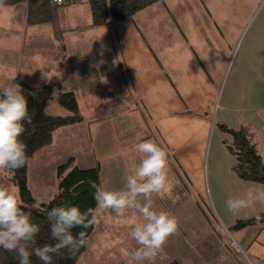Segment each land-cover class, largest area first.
<instances>
[{
	"label": "crops",
	"instance_id": "0c3cea01",
	"mask_svg": "<svg viewBox=\"0 0 264 264\" xmlns=\"http://www.w3.org/2000/svg\"><path fill=\"white\" fill-rule=\"evenodd\" d=\"M206 3L164 0L131 17L91 26L89 5L65 0L63 5H70L64 30L51 22L27 25L25 2L4 5L0 89L20 79L70 91L83 117L55 131L51 146L35 153L28 168L38 159L42 172L49 166L57 174V167L73 158V166L79 167L80 160L85 168L99 165L100 189L127 191V176L144 158L135 149L137 143L152 140L167 152L171 188L153 195V210L175 216L178 229L155 263L264 264V224L234 230L238 245L230 241L229 229L202 212L203 202L194 196H209L229 227L236 219L264 211L259 202L237 214L228 210L229 198H244L250 188L264 190V185L238 177L232 169L235 159L224 144L231 137L218 128V123L239 128V112H245L250 125L264 126V100L251 94L254 84L264 87V33L254 34L246 51L237 54L238 71L223 100V81L240 36L228 46L220 17ZM98 220L92 233L100 223L110 232L125 226L131 232L144 222L134 208L123 217L109 210ZM136 247L133 240L124 251L131 256Z\"/></svg>",
	"mask_w": 264,
	"mask_h": 264
},
{
	"label": "clouds",
	"instance_id": "9594fccd",
	"mask_svg": "<svg viewBox=\"0 0 264 264\" xmlns=\"http://www.w3.org/2000/svg\"><path fill=\"white\" fill-rule=\"evenodd\" d=\"M5 0H0L3 7ZM103 55V52H101ZM101 61L100 63H102ZM50 79V78H49ZM30 119L28 101L21 85L12 83L0 89V168L17 170L27 163L26 145L20 139L25 131L23 121ZM144 158L127 176V191H108L97 188L93 199L95 207L81 210L77 206L52 207L46 213L50 222L54 244L32 247L37 244L40 226L33 223L19 202L18 195L9 187L0 185V248L15 252L19 264H30L35 255L41 264H54L53 258L63 256L64 250L75 255L86 244V232L73 234V229H88L99 222L106 211L123 217L127 209H137L144 219L135 224L129 233L139 246L132 253V264L151 261L162 251L167 239L176 233L178 220L167 211L153 210L152 197L170 191L168 154L156 142L146 140L135 145ZM138 197L144 198L140 203ZM264 203V190L249 189L244 198H229L226 206L233 214Z\"/></svg>",
	"mask_w": 264,
	"mask_h": 264
},
{
	"label": "trees",
	"instance_id": "16d2710c",
	"mask_svg": "<svg viewBox=\"0 0 264 264\" xmlns=\"http://www.w3.org/2000/svg\"><path fill=\"white\" fill-rule=\"evenodd\" d=\"M159 1L164 0H87L91 12V26H101L109 21L131 17ZM22 2L28 6L27 25L52 22L56 6L52 5L50 0H5L4 5H17ZM18 82L25 91L24 96L28 101L30 116V119L23 121L25 131L20 137L27 146V163L17 170L6 169L8 176L0 179V185L10 189L14 185L19 189V202L22 209L30 216L33 223L40 226V232L36 238L37 244L30 246L29 250H31L32 247L55 243L50 234V222L46 219V213L50 208L77 206L83 211L89 207H95L96 201L93 195L101 186V174L99 165L90 168L71 167L73 158H69L57 167V189L54 195L48 201L37 203L27 183L29 160L38 151L51 146L55 131L61 127L79 123L83 117L72 92L50 85L31 86L20 79ZM54 99L67 111V114L57 115L47 112V103ZM218 128L231 137V140L224 141V144L235 159L232 169L238 177L244 181L264 185V155L258 152L250 128L247 125H241L233 129L225 123H218ZM175 170H177L176 167ZM200 208L207 216L205 210ZM259 224H264V211L255 217L236 219L229 228L240 230ZM93 229L94 225L88 229L75 228L72 231L74 235L85 231L87 242ZM85 250L86 244L75 255H69L67 250H64L63 256L53 258L54 264H78ZM0 264H19V258L15 252L0 248ZM30 264H41V262L32 255ZM167 264L179 263L171 261Z\"/></svg>",
	"mask_w": 264,
	"mask_h": 264
},
{
	"label": "rangeland",
	"instance_id": "374dc122",
	"mask_svg": "<svg viewBox=\"0 0 264 264\" xmlns=\"http://www.w3.org/2000/svg\"><path fill=\"white\" fill-rule=\"evenodd\" d=\"M207 2L206 8L211 12H214L216 16L220 17L221 32L224 38H226L227 45L233 46L235 37L240 36L239 43L235 47V51L233 52L230 65L223 81V86H226L227 90L224 94L225 97H223V100H225L227 97L226 95L231 88L233 76L238 71V63H235L237 54L239 52L243 54L246 51L248 41L254 34L258 32L264 33V0H207ZM83 4H85L83 6L88 5L87 3ZM69 5L55 7V16L51 23L55 25L57 30H64V26L68 25L66 9ZM76 6L78 5L76 4ZM60 32L63 34V31ZM62 40L65 43L64 34L62 35ZM262 83H264V81H262ZM251 94L259 97V100H264V87L261 85L258 87L254 84ZM46 110L50 113L63 114L66 112V110L58 105L56 101H49ZM239 114V118L242 120L240 123L250 127L253 135V142L255 143L258 152L261 155H264V126L257 127L256 124H253L252 126L247 122L245 112H239ZM40 158L43 160L41 156ZM73 165H75L74 162L71 164V167ZM79 165L80 168L87 167V164L81 160L79 161ZM42 170L41 165H38V159H35V161H31L27 173L28 187L36 198L37 203L48 201L57 189L58 177L55 170L49 166L46 167L45 172H42ZM6 176H8L6 169L0 168V179ZM11 190L15 192L19 198V189L12 185ZM198 195L195 194L194 196L203 202L202 204L204 205L205 211L210 213L212 218H214L213 222L216 221L218 225L220 224L223 230L229 229L230 241H235L238 245L241 244L240 240H238V235L236 236L234 234L236 232H234L233 229H230L222 220L209 196L203 195L202 192H199ZM129 233L130 231L127 230V226L122 230L110 232L106 229L105 225L102 226V223H100L98 232L89 235L86 242V250L80 256L78 264H132L130 260L131 256H128L124 251L127 250V247H129L130 243L133 241ZM232 246L234 247V250L240 251L239 247H235L234 244H232ZM136 248H134V250ZM130 250L131 249H128V251ZM141 264H155V262L154 260L143 261Z\"/></svg>",
	"mask_w": 264,
	"mask_h": 264
},
{
	"label": "built area",
	"instance_id": "2783aa9c",
	"mask_svg": "<svg viewBox=\"0 0 264 264\" xmlns=\"http://www.w3.org/2000/svg\"><path fill=\"white\" fill-rule=\"evenodd\" d=\"M78 2L84 3L87 2V0H77ZM51 4L54 6H60L65 3V0H50ZM235 247H238L235 243H233Z\"/></svg>",
	"mask_w": 264,
	"mask_h": 264
}]
</instances>
